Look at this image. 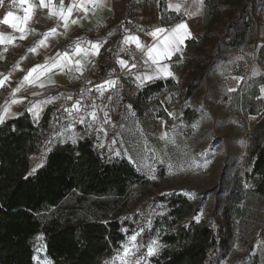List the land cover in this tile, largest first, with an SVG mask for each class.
Returning <instances> with one entry per match:
<instances>
[{"label":"trees","instance_id":"16d2710c","mask_svg":"<svg viewBox=\"0 0 264 264\" xmlns=\"http://www.w3.org/2000/svg\"><path fill=\"white\" fill-rule=\"evenodd\" d=\"M132 1L126 0L120 22L113 28L117 37L93 83L109 75L114 54L122 46ZM159 4L162 26L182 19L166 12L164 0ZM263 11L264 0L204 1L203 32L198 39L185 41L184 99L192 98L215 65L232 55L241 54L250 63L253 55L249 51L255 50L257 62L264 67V32L260 43L259 19ZM166 15L173 19L166 21ZM263 83L261 77L233 93L229 110L240 122L264 109L259 91ZM171 84V78L151 81L139 96L148 100ZM53 111L48 105L36 124L27 110L0 123V264H32L37 235H42L52 264H104L120 250L123 227L131 226L123 214L124 200L134 184L146 182L144 177L126 159L97 149L91 137L51 146L50 134L58 119V111ZM183 113L187 122L198 116L191 110ZM37 154H44V161L32 173L30 159ZM248 162L249 170L233 176L213 226L192 220L196 210L179 193L159 194L137 207L135 213L145 212L149 221L155 204L168 209L161 234L164 246L153 264H217L232 252L236 241L250 255L255 242L264 237V116L253 127ZM145 232L143 244L150 230ZM250 259V264H258L256 256Z\"/></svg>","mask_w":264,"mask_h":264},{"label":"rangeland","instance_id":"374dc122","mask_svg":"<svg viewBox=\"0 0 264 264\" xmlns=\"http://www.w3.org/2000/svg\"><path fill=\"white\" fill-rule=\"evenodd\" d=\"M152 1L136 0V3L148 6ZM160 1L158 0V10ZM204 1L201 6L199 0H174L175 3L183 4L180 11L175 13L192 22L191 37L196 39L203 32ZM18 2L19 0H15V3ZM134 2L135 0L132 1V10ZM164 2L166 12L171 11L170 1ZM15 3L13 0H5L0 7V31L3 24L1 18L4 13L6 15L7 7ZM190 13L196 14L190 16ZM154 17L148 11L144 20L150 23ZM164 19L169 21L173 18L166 15ZM259 19L261 43L264 11L259 13ZM119 22L120 19L118 24ZM25 49L27 52L28 48L22 46L17 55ZM249 53L253 55L250 63L241 54L218 62L196 94L189 99H184L181 95L183 79L187 74L184 56L180 74L172 79L173 84L167 85L145 101L139 96V91L145 84H138L128 72L115 69L111 71V68L106 80L95 83V91L88 99L82 98L75 89L57 91L50 96L53 112L58 111V119L53 123L56 130L50 134L51 146L76 143L84 136L91 137L97 149H104L115 158L126 159L146 181L130 188L124 200L123 214L131 226L123 227L125 238L120 250L104 264H120L119 256L123 253V247L129 243V237L141 228L144 231L137 237L136 243L143 246L134 253L133 259L141 254L146 257L148 244L157 240L160 245L158 253L142 261V264H153L152 259L164 246L161 234L163 218L168 209L164 204H155L150 213L152 221L147 219L145 212L136 214L135 210L142 202L156 195L172 192L182 194L196 210L195 215L190 217L192 220L203 221L211 226L218 222L220 208L231 187L233 176L237 172L243 174L250 168V136L254 125L264 116L263 109L256 115L245 116L242 123L229 110L234 92L264 77V67L257 62L256 51L250 50ZM15 64V58L9 59L7 49L3 52V45L0 43V79L6 72L15 69ZM29 68L27 65L25 72ZM106 81H115V84L110 86ZM100 85H104L103 92L97 90ZM12 89L15 90L16 86L4 84L0 87V105ZM262 89L264 83L259 86L260 95L264 98ZM68 96L72 99H67ZM77 100L81 103L80 112L70 115L65 109H71ZM185 110L197 113V118L193 122H187L183 115ZM93 111L96 113L95 120L90 115ZM80 117H83L85 123H80ZM165 133L166 138L161 139ZM43 161L44 154L33 155L30 159V171L40 167ZM196 217L199 218L198 221ZM147 230L150 232L143 244L142 237ZM33 249L32 264H52L46 255L42 235L35 237ZM252 256L257 257L258 264H264V237L255 242L249 256L236 241L232 252L217 264H250Z\"/></svg>","mask_w":264,"mask_h":264},{"label":"crops","instance_id":"0c3cea01","mask_svg":"<svg viewBox=\"0 0 264 264\" xmlns=\"http://www.w3.org/2000/svg\"><path fill=\"white\" fill-rule=\"evenodd\" d=\"M74 2L78 3L79 0H63L65 11L69 5ZM168 2L172 6L171 11L178 12L176 10V5H180V9L183 7V4L180 2L175 3L174 0H168ZM29 3L36 6L30 14V19L21 25L26 29L23 38L19 31L4 23L2 24V31H0V35L4 38L3 43H1L3 45V52L4 49H7L9 59L15 58L16 61L15 69L11 70V72H6L2 75L1 79H3V77H8L5 84L8 86H16V89L19 88V91H15L16 89L9 90L10 92L5 97V101L0 105V113H3L5 107H10V114L5 119L13 118L25 110L28 111L33 105H36L37 108L34 111H28L32 121L36 124L41 119L46 107L51 105L49 99L53 93L76 88L81 73L75 71V60H81L83 68L89 61H97L99 64H102L106 53L109 51L110 46L117 37L113 28L118 25V20L125 9L126 0H104L103 6L100 7L87 4V14H85L83 8H74L69 17L67 28L64 27V22L58 16L50 15V12L60 10V0H53L51 9L39 7V0H29ZM26 7H28V4L21 5L19 2L14 5L10 4L7 7L6 14L8 11H12L15 16L23 19L25 15L23 9ZM148 11L151 12L153 17L155 16L150 23L145 22L144 20L147 17ZM3 16H5V13ZM111 17L113 18L112 20H110ZM73 20L77 21V23H72ZM1 21H3V17L1 18ZM181 22L187 23L192 36V22L189 19H182L168 27L162 26L160 24L158 0H153L148 6L136 3L135 0L133 10L128 16V22L123 26L121 45H136L134 42H124L125 38L135 36L139 38L143 48L147 50L148 47L158 44L160 40H162L177 24ZM97 24L105 26L103 32L104 38H86L84 35L85 32ZM157 28H163L165 29V32L154 38L150 33ZM51 29H55V33H51ZM8 37L12 38V43H8ZM189 38H186L185 41ZM41 40L45 41L44 45H40L39 42ZM78 40L82 42L80 44L81 48H89L87 42H100L98 54L94 55L90 52L87 58H85L83 54L72 55L75 44ZM22 46L28 48V51L26 52L25 49L23 53L21 52L17 55ZM184 46L185 42L184 44L179 45V51H174L170 57H164L159 61L160 67L165 65L168 66V70L173 73L172 76L157 73V66L152 64L148 59L145 61H139L135 64H132L129 60L124 58L114 59L111 71H114L115 69L116 71L128 72V74H130L140 85L147 84L157 79H174L180 74L179 70L180 65L183 63ZM32 48H35L36 51H30ZM65 52H68L69 56L72 58V64L63 61V63L67 65L63 70L60 68H53L51 71H45L36 84H28L25 82L23 86H21V82L24 80V77L28 74L30 69L36 65H44L46 63L50 66L54 58L59 61V58L57 57L58 53L63 54ZM119 60L126 61L127 66L122 67L118 63ZM27 65H29L30 68L25 72V67ZM132 65H135V67H132ZM33 75L35 76L36 74ZM145 76H151L152 79H145ZM39 83H44L45 87L40 88L38 86ZM13 100L18 102L14 104L12 103Z\"/></svg>","mask_w":264,"mask_h":264},{"label":"snow or ice","instance_id":"6c2138e0","mask_svg":"<svg viewBox=\"0 0 264 264\" xmlns=\"http://www.w3.org/2000/svg\"><path fill=\"white\" fill-rule=\"evenodd\" d=\"M5 3V0H0V7H2ZM13 3H15V0H13ZM19 3L21 5L24 4H28V7L24 8L23 11L25 13L23 19H21L20 17H17L13 14L12 11H8L7 14L3 17V21L2 23L6 24V25H10L13 29L19 31L22 34V38L24 36V34L26 33V29L24 27H22L21 25L24 24L25 22H27L30 19V14L32 13L33 8L36 5H33L31 3H29V0H19ZM104 0H79L78 3H72L69 5V7L67 8V10L65 11L64 9V5H63V0H60V10L59 11H54V12H50V15H56L58 16L63 22H64V27L67 28L68 27V20L69 17L71 16V13L73 11L74 8H83L85 11V14H87V4H92L95 7H100L103 6ZM52 4H53V0H39V4L38 6L41 8H52ZM199 4L202 6L203 5V0H199ZM176 10L179 11L180 10V5H176ZM196 13H190L189 15H195ZM72 23H77V21L73 20ZM51 33H55V29H51L50 30ZM165 32V29L163 28H157L155 29L153 32L150 33L151 36H153L154 38L158 37L161 33ZM47 36V34H46ZM191 37V32L188 28V25L186 22H181L179 24H177L162 40L159 41L158 44H154L151 47H148L146 50V56L148 58V60L151 61L152 64L156 65V71L157 73H163L167 76H172L173 73L171 71L168 70V66L165 65L163 67H160L159 65V61L164 58V57H170L172 55V53L174 51H179V45L184 44L185 39ZM4 38L2 37V35H0V43H3ZM8 43H12V38L8 37L7 38ZM125 43L128 42H134L136 44L137 48H140L143 50V45L141 44V42L139 41L138 37L135 36H131V37H127L125 38ZM40 45H44L45 41L41 40ZM82 42L81 41H77L75 44V48H74V52L72 53V55H81L83 54V56L85 58H87V56L89 55V53L91 52V54H98L99 52V47H100V42H87L89 44V48H81L80 44ZM30 51L35 52L36 49L32 48L30 49ZM57 57L59 58V61L54 58L52 64L49 66L47 63L44 65H36L34 66L32 69L29 70L28 74L24 77V80L21 82V86H23V84L26 82L28 84H36L37 81H39L40 76H42L44 74L45 71H51L53 68H60L61 70H63V68L65 66H67L66 64L63 63V61H67L68 64H72V58L69 56L68 52H65L63 54L58 53ZM75 71L78 73L82 74L83 71V65L81 63V60H75ZM118 63L122 66V67H126L127 66V62L123 61V60H119ZM132 67H135V65H132ZM33 74H36L35 76ZM8 79V77H3V79H0V87H3L5 84V81ZM145 79H152L151 76H145ZM106 83L110 86H114L115 81H106ZM38 86L40 88H44L45 84L44 83H39ZM104 89V85H100L98 86V91L103 92ZM232 89H230L231 91ZM15 91H19V88H17ZM261 91H264V89H262ZM35 94V93H34ZM67 99L71 100L72 97L68 96ZM18 101L13 100L12 103H17ZM22 102V101H21ZM93 107H95L93 105ZM37 108L36 105H33L32 108H29L28 111H34ZM81 109V103L79 100L75 101L72 104L71 109H65V111L69 112L70 115H72L73 113H79ZM10 114V107H5L3 109V113H0V123H3L5 121V118ZM90 115L92 116L93 120L96 119V113L95 111L91 112ZM107 122V121H105ZM80 123H85V120L83 119V117H80ZM167 136V134L165 133L163 136H161V139H165ZM117 155H119V153H117ZM37 169H33L32 173H35ZM30 173V175L32 174ZM153 179H155V177H152ZM195 219H197V221L199 220L198 217H196ZM144 229L141 228L139 231L133 233L130 237H129V243L126 244L123 247V253L122 255L119 256L120 259V264H142V261L145 260L147 257H151L154 256L158 253L160 245L159 242L157 240H152L148 246H147V256L145 257L143 254H141V256L139 257H135L133 259V255L135 252H138L140 247H142L143 245H138L136 243L137 241V237L141 235V233H143ZM34 259H36V257H34Z\"/></svg>","mask_w":264,"mask_h":264},{"label":"built area","instance_id":"2783aa9c","mask_svg":"<svg viewBox=\"0 0 264 264\" xmlns=\"http://www.w3.org/2000/svg\"><path fill=\"white\" fill-rule=\"evenodd\" d=\"M113 18L111 17L110 20ZM105 26L102 24H97L93 28L85 32L86 38H96L103 34ZM146 49L137 48L136 45H122L114 54V59L124 58L129 60L132 64L139 61L147 60ZM100 73V64L97 61H89L85 64L82 74H80L78 79V84L75 90L84 99L90 98L95 91V83L93 80Z\"/></svg>","mask_w":264,"mask_h":264}]
</instances>
